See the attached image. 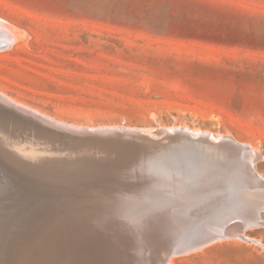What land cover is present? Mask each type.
Here are the masks:
<instances>
[{
  "label": "rangeland",
  "instance_id": "obj_1",
  "mask_svg": "<svg viewBox=\"0 0 264 264\" xmlns=\"http://www.w3.org/2000/svg\"><path fill=\"white\" fill-rule=\"evenodd\" d=\"M0 19L17 29L20 35L12 47L0 50V91L32 108L16 110L0 105L3 117L0 122L7 124L9 135L20 141L23 148L45 149L42 157L38 156L39 162L33 165L34 171L42 172L45 180L53 177L50 184L74 208H70L73 212L60 209L62 216L61 211H56L50 216L55 222L53 225L47 217L43 223L30 228L31 231L25 230L19 245L10 243L14 238L11 226L15 221L12 223L9 219L10 211L3 210L8 236L6 247L16 250V254L21 251L22 257L18 255L16 264H30L29 257L36 261L32 260L31 264H40V261L43 264H90L92 261L98 264H111L110 261L113 264L117 261L119 264H163L164 260L173 264H264V226L249 229L246 235L250 239H219L174 257L164 254L167 244L159 240L168 231L176 230L163 213L167 205L175 202L177 191L194 184L210 186L213 194L215 188L224 190L229 182H238V174L224 173L222 169L234 172L238 162L235 160L243 157L242 153L258 155L254 163L253 156L247 163L254 164L253 172L256 169L257 177L260 175L264 182V0H0ZM8 102L12 103L9 98ZM179 130L192 135V139L184 140L185 148L173 143L175 134H168ZM113 141L134 146L112 154L104 146ZM94 143L102 144L103 148H97ZM174 148L178 153H172ZM190 161L195 164L192 166ZM248 166L251 170V165ZM185 167L191 168L189 173ZM170 172L177 177L176 183H169L165 178ZM214 172L223 179L220 186L213 179ZM200 173H209L211 177L200 180L197 176ZM169 185L171 191L167 188ZM83 187L86 191V187L91 188L87 191L91 194L82 191ZM123 187L130 189L128 193L131 192L132 197L134 195L139 205L137 212L134 213L135 208L127 209V203L134 200L128 199L131 196H127L130 195L127 191L122 195L123 190H128ZM104 188L106 192H102ZM146 189H153V193ZM93 190L103 194L94 196ZM112 191L114 194L120 191L126 203L117 192L110 197ZM134 191L147 193L142 195ZM6 193L8 195L2 190L0 196L7 195V205L17 206V200L22 198V203L27 204L24 197L20 194L18 197L11 189ZM151 194L159 197L150 199ZM115 206L120 207L122 213ZM77 207L80 210H76ZM15 209L20 216L29 212ZM236 212L234 216L239 214ZM69 213L72 217L68 215L69 219L74 220L76 215H81H78L81 220L76 216L81 223L72 225L73 221L66 219L65 214ZM116 217H119V224L114 220ZM83 218L88 220L82 222ZM163 218L168 226L159 229L156 223H162L160 219ZM236 223L237 219L233 221ZM69 224L72 226L64 228L63 225ZM44 226L50 230H44ZM51 227L52 230L56 228L53 234ZM88 231L93 234L92 238L100 232L108 236L111 245L107 237L101 239L100 234L97 236L101 240L96 237L97 242L92 241ZM28 233L35 237L37 244ZM114 235L120 237L119 241ZM49 237L57 241L55 245ZM37 238H48L50 242ZM46 240L50 249L45 246ZM67 242L70 245L67 246ZM61 245L63 250L59 249ZM59 250L67 253L62 255ZM102 253L106 255L100 257ZM23 255H27L24 261Z\"/></svg>",
  "mask_w": 264,
  "mask_h": 264
},
{
  "label": "bare ground",
  "instance_id": "obj_2",
  "mask_svg": "<svg viewBox=\"0 0 264 264\" xmlns=\"http://www.w3.org/2000/svg\"><path fill=\"white\" fill-rule=\"evenodd\" d=\"M17 30V29H16ZM16 30L15 29H13L7 22H5V21H3V20H1L0 19V50L1 49H4L5 47H7V46H11L13 43H15V41H16V39L17 38H19V34L16 32ZM23 36V35H22ZM12 47V46H11ZM10 99L11 101H12V103H10V102H8L11 106H9V104H7L6 102H7V99ZM0 105L1 106H3V105H5V106H8V107H11V108H13V109H16V110H21V107H26V108H28V109H31L32 110V108L31 107H27L26 105H23V104H20L18 101H16V100H14V99H12V98H10L6 93H4V92H2V91H0ZM36 111V110H35ZM40 113V112H39ZM0 117L1 118H3L2 117V113H0ZM4 117H6V115L4 116ZM7 124L6 123H1L0 122V192H2V190H4V194H7L6 192H7V190H9V189H11L12 191H14L15 193H16V195L18 196V194H20L21 195V197H24L25 199H26V205L25 204H23L22 203V200L24 201V199L22 198V199H20V200H17V203H18V205L17 206H13V205H11V206H9V205H7V195H4V197H1L0 196V264H16V261H17V259L18 258H20L19 256H21V255H19L20 254V252L18 253V254H16L15 253V251H14V249L13 248H8V247H6V245L8 244V242H7V240H8V236L6 235V233H5V230H6V223H5V221H6V218H5V214L3 213V210H5V211H10V214L8 215L9 217H11V218H9V219H11L12 220V223L15 221V223H13V226H11V228H12V233H13V236H14V238H13V240H11L10 241V243H11V245H19V243H18V241H22L21 240V235L23 236L24 234H22L23 232H25V230H29L30 228H32L35 224H39V223H43V220L44 219H48L47 217H49L50 218V220L49 221H52L53 220V217H52V220H51V217L50 216H52L53 214H55V212L57 211V213H58V210L59 211H61L59 214H60V216H62L61 214H62V210H68V209H70V208H73V206H69V204L67 203V201L65 200V196L64 195H62L61 193H60V191H58L56 188H55V186L54 185H51L50 184V181H52L51 179L53 178V177H50V181H49V179H44V177L41 175V174H43L42 172H37V171H34V164H36V163H38L39 162V159H38V156H40L41 155V153L43 152V150H45V149H43V148H32V149H26V147H24L23 148V146H22V144L20 143V141L18 142V140L15 138V137H13V136H11V135H9V133L10 132H8V129H7ZM20 128H21V126L19 125V123L17 124V129H18V132H19V130H20ZM85 128V127H84ZM161 128H163V127H161ZM89 129V128H88ZM152 130V129H151ZM165 130V129H164ZM190 130V129H189ZM197 131H199V130H197ZM15 133H17L16 131H14ZM200 132V131H199ZM177 132H174V131H170V132H168V134L170 135V134H176ZM203 133V132H202ZM206 133V132H205ZM204 133V134H205ZM18 134H20V133H18ZM31 134V133H30ZM13 135V134H12ZM150 135H152V134H150ZM205 135H208L207 133L205 134ZM221 135V134H220ZM34 136V135H33ZM40 136V135H39ZM44 136V135H43ZM203 135L201 134V136L200 137H202ZM228 136H230V135H228ZM205 138H206V136H204ZM223 137V136H222ZM222 137H220V138H222ZM230 137H232V136H230ZM208 138V137H207ZM20 139V138H19ZM151 139H153V138H151ZM155 139V138H154ZM153 139V140H154ZM224 140H225V138H223ZM227 139V138H226ZM21 140V139H20ZM27 140V139H26ZM25 140V141H26ZM156 140V139H155ZM234 140V139H233ZM239 143V142H238ZM237 143V144H238ZM241 143V142H240ZM189 144H191L190 143V141H189ZM249 145V144H248ZM94 146H96L97 148H103V146H102V144H95L94 143ZM134 145L133 144H131V143H128V142H123V143H119V142H117V141H113V142H111L110 144H108L107 146H104V148L105 149H107L110 153H112V154H114V153H122L123 151H125L126 149H127V147H133ZM251 146V145H250ZM35 147V146H34ZM252 148H253V146H251ZM164 148V147H163ZM245 148V147H244ZM246 148H247V146H246ZM162 149V148H161ZM175 149V148H174ZM239 149H240V147H239ZM254 149V148H253ZM48 150V149H47ZM55 150V149H54ZM243 150V149H242ZM246 150V149H245ZM252 150V149H251ZM80 151V150H79ZM259 151V150H258ZM258 151H256L255 150V152H258ZM164 152V151H163ZM241 153H242V151H240ZM50 153H51V151H50ZM68 153V152H67ZM52 154V153H51ZM79 154V153H78ZM160 154V153H159ZM166 154V153H165ZM243 154V157H241L239 160L237 159V160H235V161H238V162H236V164L237 165H235V168H234V172L232 171V173H231V170L230 169H225V168H223L222 169V172H224V173H229V174H231V175H237L238 174V176H239V178L236 176V178L238 179V182H236V183H234L233 184V182H229V184H227V182H226V184H227V186H226V188L224 189V190H220L219 188H215V189H213V194H212V190H211V188H210V186H206V185H202V186H196V185H194V184H191L190 186H189V184H188V188L187 189H180V191H177V197H176V200H175V202H173L172 204H169V205H167V208L165 209V211H164V215L165 216H168L170 219H169V221H168V223H169V225H171V226H173V227H175L176 228V230L175 231H173L172 233H170L169 231H168V234H166V235H164V236H162V238H160L159 240H162V242L164 241V244H167V249H165V251H163L164 252V254L166 255V254H173V256L172 257H174V255H181V254H183V253H186V252H188L190 249H193V248H195V247H197V246H201V245H203V244H207V243H211V242H214V241H216V240H219V239H221V241L222 240H224V238H230V239H232V238H240V239H245V240H247V239H250L246 234H247V231H249V229L251 230V229H254V228H258V227H263L264 226V182H263V179H261V176L259 175L258 177H257V171H256V169H255V172H253L254 170L252 169V167H253V163L257 160V156L255 155V153H253V152H251V154L252 155H250L251 156V158H252V156H253V158L251 159L250 158V156H249V154L247 153V154H244V153H242ZM68 156H70V155H68ZM114 156V155H113ZM41 157H42V155H41ZM40 157V158H41ZM50 157V156H49ZM64 157V156H63ZM67 157V156H66ZM68 159V158H67ZM234 159V158H233ZM250 159L253 161V163L251 162V163H247V162H249L250 161ZM164 160V159H163ZM47 161H48V157H47ZM60 161V160H59ZM209 161V160H208ZM229 162H233V161H231V160H229ZM41 163V162H40ZM66 163V162H65ZM89 163V162H88ZM103 163V162H102ZM42 164V163H41ZM99 164H101V163H99ZM98 164V165H99ZM190 164L192 165V163H191V161H190ZM195 164V162H193V165ZM234 164V163H233ZM248 164H250L251 165V167H250V169L251 170H249V166H248ZM107 165V164H106ZM192 165V166H193ZM230 165V164H229ZM23 166H25L24 168L25 169H23ZM36 166V165H35ZM43 166V165H42ZM139 166V165H138ZM151 166H153V164L151 165ZM173 166V165H172ZM38 167V166H37ZM106 167V166H105ZM104 167V168H105ZM82 168V167H81ZM108 168V167H107ZM187 167H185L184 169H186ZM203 168V167H202ZM38 169V168H37ZM154 169H156V168H154ZM162 169V168H161ZM160 169V170H161ZM164 169V168H163ZM188 169V168H187ZM191 168H189L188 169V173L190 172L189 170H190ZM194 169V168H193ZM192 169V170H193ZM209 170V169H208ZM203 172H204V170H202ZM206 171V170H205ZM121 172V171H120ZM149 172V171H148ZM187 172V171H186ZM185 172V173H186ZM193 173L194 172H196V171H192ZM197 173H199V172H197ZM210 173V172H209ZM209 173H200V175H197L198 177H200V180H201V178H210L211 176L210 175H212L211 173H210V175H209ZM235 173V174H234ZM105 174H106V172H105ZM148 174V173H147ZM257 174V175H256ZM151 175V174H150ZM171 175H173L171 172L170 173H168V174H166V175H164L165 176V178L167 177L168 178V182L170 183V182H174L172 179H171ZM213 176H214V178L213 179H215V181H216V183H218V186H220L221 184H223V179H222V177L221 176H219V173H217V172H214L213 173ZM95 177V176H94ZM104 177V176H103ZM106 177V176H105ZM153 177H155L154 175H153ZM264 177V176H263ZM86 178V177H85ZM88 178V177H87ZM149 178L151 179V176H149ZM197 178V177H196ZM235 178V177H234ZM98 179V178H97ZM133 179V178H132ZM153 179V178H152ZM199 179V178H198ZM232 179V178H231ZM88 180V179H87ZM89 180H91V179H89ZM88 180V181H89ZM101 180V179H100ZM110 180V179H109ZM134 180V179H133ZM133 180H131V182L133 181ZM181 180V179H180ZM184 180V179H183ZM234 181H236L235 179H233ZM232 180V181H233ZM99 181V180H98ZM195 181V180H194ZM89 182H91V181H89ZM122 182V181H121ZM166 182V181H165ZM164 182V183H165ZM167 182V183H168ZM190 182V181H189ZM52 183V182H51ZM78 183V182H77ZM123 183V182H122ZM191 183V182H190ZM53 184V183H52ZM76 184V183H75ZM174 184V183H173ZM172 184V185H173ZM177 184H179V183H177ZM176 184V185H177ZM67 185V184H66ZM72 185V184H71ZM113 185V184H112ZM181 185V184H180ZM70 186V185H69ZM76 186H77V184H76ZM174 186V185H173ZM185 186V185H184ZM79 187H81V186H79ZM116 186H113V189H116L115 188ZM129 187V186H128ZM170 187V185L169 186H167V188H169ZM181 187V186H180ZM185 187H187V186H185ZM84 188V187H83ZM120 188H122V186L120 187ZM123 188H125V187H123ZM136 188V187H135ZM157 187H155L154 189H156ZM161 188V187H160ZM160 188H158L159 190H160ZM166 188V189H167ZM59 189V188H58ZM63 189V188H62ZM61 189V190H62ZM69 189L70 190H72L70 187H69ZM68 188L66 189V190H69ZM82 191H86L85 190V188L84 189H82V188H80ZM79 189V190H80ZM86 189H88L87 191H89V189H91V188H89V187H86ZM105 189L106 188H104V191H102V192H106L105 191ZM125 189H128L127 187L125 188ZM137 189V188H136ZM140 189V188H139ZM174 189H175V187H174ZM64 190H65V188H64ZM92 190V189H91ZM90 190V191H91ZM117 190V189H116ZM121 190V189H120ZM123 190V189H122ZM130 189H128V190H123L122 192H123V196L125 195L124 193H126L125 191H127V193L126 194H130V193H128V191H129ZM138 190V189H137ZM144 190V189H143ZM159 190H157V191H159ZM163 190V189H162ZM169 190H170V188H169ZM171 190H172V188H171ZM170 190V191H171ZM86 191V193H89V194H91V192H87ZM115 191V190H114ZM139 191H141V190H139ZM146 191L149 193V192H151V191H153V189L150 191V190H148V189H146ZM210 191V192H209ZM101 191L99 192V193H101V194H103ZM117 192V194L119 195L120 193H118V192H120V191H116ZM116 192H115V194H116ZM147 192H139V193H144V194H146ZM174 192V191H173ZM11 193V192H10ZM67 193H68V191H67ZM85 193V194H86ZM93 193H94V196H96L95 194L97 193H95L94 192V190H93ZM99 193H97L98 194V197L99 196H101ZM112 193H113V191L111 192V196L110 197H112ZM134 193H137L136 191H134ZM139 193H137V194H139ZM151 193H153V192H151ZM154 193H156V190H154ZM159 193V192H158ZM89 194H88V196H89ZM107 194H109V192H107ZM114 193H113V195H115ZM133 194V193H132ZM162 194V193H161ZM170 194V193H169ZM168 194V195H169ZM173 194V193H172ZM172 194H170V195H172ZM208 194V195H207ZM104 195L108 198V195H106L105 193H104ZM110 195V194H109ZM117 195V196H118ZM121 195V194H120ZM121 195V196H122ZM143 195V194H142ZM152 195L154 196L155 194H151V198H150V196L148 197V200H149V198L150 199H157L159 196H157L156 195V197L154 198V197H152ZM160 195V194H159ZM167 195V194H166ZM169 195V196H170ZM174 195H176V193L174 194ZM184 195V198H180L181 196H183ZM122 196V197H123ZM127 196H131L130 198L128 197V199H130L131 200V198H132V200H134V202L132 201V202H129V203H127L128 205H127V209L128 208H135L134 210V213L135 212H137L136 211V209L137 210H139L138 208H139V205L138 204H136L135 202V199H133V197H134V195H133V197H132V195L130 194V195H127ZM145 196V195H144ZM185 196H187V197H185ZM209 196H212V197H209ZM19 197V196H18ZM72 197H73V194H72ZM92 197V196H91ZM102 197H104V196H102ZM101 197V198H102ZM109 197V198H110ZM114 197H116V196H114ZM139 197V196H138ZM147 197V196H146ZM163 197H164V195H163ZM86 198V197H85ZM105 198V197H104ZM107 198H105V199H107ZM124 199H125V197H123ZM140 198H141V196H140ZM142 198H143V196H142ZM145 198V197H144ZM144 198L142 199L143 200V202H144ZM95 199V198H94ZM93 199V200H94ZM98 199V198H97ZM96 199V200H97ZM104 199V200H105ZM111 199V198H110ZM147 199V198H146ZM164 199V198H163ZM162 199V200H163ZM88 200V199H87ZM90 200V199H89ZM88 200V201H89ZM100 200V199H99ZM103 200V199H102ZM101 200V201H102ZM118 200H119V197H118ZM120 200H123V199H120ZM129 200V201H130ZM141 200V199H140ZM139 199H138V201H140ZM142 200H141V203H142ZM159 200H161V199H159ZM87 201V202H88ZM100 201V202H101ZM106 201V200H105ZM104 201V202H105ZM126 201H127V199H125V202L124 203H126ZM137 201V202H138ZM152 201H154V200H152ZM152 201H151V203H152ZM77 202V201H76ZM91 202H92V200H91ZM122 202V203H123ZM147 202V201H146ZM163 202V201H162ZM90 203V202H89ZM88 203V204H89ZM145 203V202H144ZM148 203V202H147ZM218 203H220L221 204V208H219V207H217V205H218ZM95 204V203H94ZM149 204V203H148ZM160 204V203H159ZM5 205H7V206H5ZM74 205V204H73ZM77 205H79L80 206V204H78L77 203ZM77 205H74V207L75 206H77ZM91 206H92V203L90 204ZM96 205H99V203L97 204L96 203ZM123 205H125V204H123ZM143 206H144V204H142ZM154 205V204H153ZM152 205V206H153ZM13 206V209L11 208ZM88 205L86 204V207H87ZM120 206V205H119ZM148 206H151V205H148ZM16 207H18L21 211H24V210H29V212L27 213V214H24V215H19V213H15V211L17 210V209H15ZM116 207V209H120V207H118L117 208V206H115ZM115 207H114V209H115ZM126 207V206H125ZM156 207V206H155ZM206 208V209H204V208ZM64 208H66V209H64ZM85 208V207H84ZM103 208H104V206H103ZM107 207H105L104 209H106ZM111 208V207H110ZM113 208V207H112ZM122 209H123V206L121 207ZM140 208H141V204H140ZM60 209H62V210H60ZM74 209V208H73ZM76 210L78 209V210H80V211H82V207L80 206V209L77 207V208H75ZM124 209H126V208H124ZM129 209V210H130ZM147 209V208H146ZM75 210V211H76ZM90 210H92V208H90ZM94 210V209H93ZM112 210V209H111ZM111 210H110V212H111ZM152 210H153V208H152ZM161 210V209H160ZM201 210H203V211H201ZM206 210V211H205ZM4 211V212H5ZM70 211L71 212H73L71 209H70ZM69 211V212H70ZM84 211H85V209H84ZM98 211V210H97ZM113 211V210H112ZM119 211V210H118ZM238 212L239 214H237V215H235L234 216V214L233 213H235V212ZM77 212V211H76ZM76 212H74L75 214H76ZM88 212V211H87ZM86 212V213H87ZM94 212H96V210L94 211ZM114 212V211H113ZM139 212V211H138ZM145 212V211H144ZM236 212V213H237ZM6 213V212H5ZM12 213V214H11ZM67 213V212H66ZM79 213V212H78ZM83 213V212H82ZM85 213V212H84ZM92 213H93V211H92ZM115 213V215H116V212H114ZM113 213V214H114ZM120 213H122V210L120 209ZM142 213V212H141ZM88 214H89V212H88ZM95 215H96V213H94ZM110 214V213H109ZM127 214H129V213H127ZM132 213H130V215H131ZM143 214V213H142ZM240 214L242 215V216H249L250 215V217H242V216H240ZM65 215H67V220L69 221V220H71V221H73L72 222V225L73 224H75V223H77V225L79 224V223H81V215H79V216H81V217H79L78 215H76V216H78L79 218H80V220L78 219V221H80L79 223H78V221H77V219H76V216L74 217L75 218V220H76V222H75V220L74 219H69V217L70 218H72L71 216H70V213L69 214H65ZM65 215H64V218H65ZM68 215H69V217H68ZM83 215V214H82ZM86 215V214H85ZM84 215V216H85ZM99 215V214H98ZM124 215V214H123ZM56 216H58V215H56ZM60 216H58V218H60ZM72 216H73V213H72ZM83 216V217H84ZM87 216V215H86ZM117 216V215H116ZM128 216V215H127ZM137 216V215H136ZM232 216H234V217H232ZM88 217V216H87ZM100 217H101V215H100ZM103 217V216H102ZM120 217V216H119ZM119 217H116L114 220H116L117 222L118 221H120L118 218ZM135 217V216H134ZM133 217V218H134ZM55 218H57V217H55ZM85 218V217H84ZM83 218V220H82V222H85V220L87 219H84ZM97 218H99V216L97 217ZM139 218V217H138ZM161 218V217H160ZM90 219V218H89ZM135 219V218H134ZM165 218H163V219H160V220H163V222L162 223H159V222H157L156 223V226L159 228V229H165V227L166 226H168L167 224L168 223H164L165 222V220H164ZM237 219V221H238V223H236V224H233V221L234 220H236ZM88 220V219H87ZM93 220V219H92ZM10 221V220H9ZM45 221H48V220H45ZM44 221V222H45ZM48 221V222H49ZM54 221H56V219H54ZM58 221H60V219H58ZM91 221V220H90ZM97 221V220H96ZM100 221V220H99ZM103 221V220H102ZM109 221V220H108ZM122 221V220H121ZM57 222V221H56ZM123 222V221H122ZM50 223V222H49ZM52 223H55V222H51L50 224H52ZM70 223V222H69ZM87 223V222H86ZM86 223H85V226H86ZM90 223V222H89ZM88 223V224H89ZM98 223V222H97ZM121 223V222H120ZM62 224V223H61ZM93 224V223H92ZM92 224H90V226L92 225ZM101 224V223H100ZM117 224H119V222L117 223ZM124 224H126V223H124ZM53 225V224H52ZM51 225V226H52ZM57 225V224H56ZM71 224H69V225H63L64 226V228H67V226H70ZM71 225V226H72ZM101 225H103V224H101ZM109 225V224H108ZM107 225V226H108ZM8 226H10V225H7V227ZM80 226V225H79ZM78 226V227H79ZM83 226V225H82ZM93 226V225H92ZM107 226H106V228H107ZM116 226V225H115ZM115 226H114V229H115ZM122 226V224L121 225H119V228H122L121 227ZM127 226V225H126ZM57 227V226H56ZM73 227H75V226H73ZM88 227V226H87ZM95 227V226H94ZM111 227V226H110ZM113 227V226H112ZM44 228V230H45V228H46V226H44L43 227ZM48 228V227H47ZM46 228V229H47ZM58 228H59V225H58ZM57 228V229H58ZM69 228V227H68ZM77 228V227H76ZM123 228H127V227H123ZM36 229V228H35ZM56 229V228H55ZM55 229H53V230H55ZM60 229V228H59ZM61 229H62V227H61ZM60 229V230H61ZM80 229V228H79ZM82 229V228H81ZM83 229H86V228H83ZM89 231L91 230V229H89V227L87 228ZM86 229V230H87ZM94 229V228H93ZM21 230H24V231H22L21 232ZM36 230H39L38 228L36 229ZM48 230V229H47ZM50 230V229H49ZM48 230V231H49ZM52 230V227H51V233L53 234V231ZM72 230V229H71ZM78 229H76L75 231H77ZM104 230V229H103ZM102 230V231H103ZM172 230H173V228H172ZM29 231H31V230H29ZM28 231V232H29ZM41 231V230H40ZM72 231H74V229L72 230ZM80 231H82V230H80ZM88 231V232H89ZM42 232H44V231H42ZM60 232H62V231H60ZM66 232H67V230H66ZM65 232V233H66ZM71 232V231H70ZM79 234L78 235H81L80 234V232L79 231H77ZM83 232V231H82ZM87 232V231H86ZM85 232V233H86ZM91 232V231H90ZM89 232V233H90ZM95 232V231H94ZM93 231H92V233H94ZM125 232V231H124ZM32 233V232H31ZM50 233V232H49ZM48 233V234H49ZM50 233V234H51ZM54 233H55V231H54ZM58 233V232H57ZM56 233V234H57ZM69 232H67V234H68ZM73 233V232H72ZM75 234H76V232H74ZM73 233V234H74ZM101 233V232H100ZM99 233V234H100ZM113 233H115V232H113ZM112 233V234H113ZM126 233V232H125ZM29 234V233H28ZM35 234H36V232H35ZM34 234V235H35ZM38 234V233H37ZM50 234L48 235V236H50ZM56 234H54V235H56ZM63 234H64V232H63ZM87 234V233H86ZM96 235V237H97V239H99V236H100V238L102 239V238H105V236H102V235H104L103 233H101L100 235L99 234H97V233H95ZM110 234V233H109ZM27 235V234H26ZM45 235V234H44ZM43 235V236H44ZM58 235V234H57ZM57 235H56V237H57ZM65 235V234H64ZM63 235V236H64ZM70 235V234H69ZM93 235V234H92ZM91 235V233H90V237L92 236ZM97 235H99V236H97ZM125 235V234H124ZM25 236V235H24ZM23 236V237H24ZM29 236L31 237L32 236V241H33V238L35 239V237L33 236V235H31V234H29ZM39 236V235H38ZM46 236V235H45ZM44 236V237H45ZM61 236H62V234H61ZM70 236H72V234L70 235ZM88 236V235H87ZM95 236H93V237H95ZM114 236H117V235H114ZM118 236H120L119 234H118ZM117 236V241H119V239L118 238H120V237H118ZM134 236V235H133ZM155 236V235H154ZM154 236H153V238H154ZM37 237V236H36ZM53 237H55V236H53ZM52 237V238H53ZM55 237V238H56ZM72 237H74V236H72ZM80 237V236H79ZM81 237L83 238V236L81 235ZM86 237V236H85ZM95 237V238H96ZM107 237V239H108V236H106ZM111 237V236H110ZM109 237V238H110ZM156 237V236H155ZM29 238V237H28ZM50 238V237H49ZM63 238L64 237H62V240H63ZM67 238H69V236L67 235ZM95 238H92L91 237V240L93 241V240H95ZM30 239V238H29ZM37 239H39V238H37ZM40 239H47V240H49L48 238H40ZM39 239V240H40ZM51 239V238H50ZM59 239V238H58ZM57 239V240H58ZM65 239H66V237H65ZM90 239V238H89ZM89 239H88V241H89ZM101 239H99V240H101ZM114 239V238H113ZM122 239V238H121ZM124 239V238H123ZM43 240H41L42 242H43ZM45 241L46 243V245L45 246H47L48 244V241ZM51 240H53L54 241V239H51ZM68 240H72V238L71 239H68ZM80 240H81V238H80ZM85 240V239H84ZM98 240V241H99ZM104 240V239H103ZM110 239H108L107 241H109ZM115 240V239H114ZM35 241H36V239H35ZM53 241L51 242V243H53ZM67 241V240H66ZM66 241H65V243H66ZM73 241H74V239H73ZM77 242H78V240H76ZM76 241H74V242H76ZM83 241V240H82ZM92 241L90 242V244L92 243ZM96 241V240H95ZM105 242H106V240H104ZM112 241V240H111ZM117 241H116V243H117ZM137 241V240H136ZM147 241V240H146ZM220 241V242H221ZM251 241V240H250ZM250 241H249V243H250ZM252 241H254V239L252 240ZM37 242L38 241H36V243L35 244H37ZM49 242H50V240H49ZM55 242H57V241H54V245H55ZM72 241H70L69 243H71ZM73 242V243H74ZM97 242V241H96ZM150 242H152V241H149V243ZM62 243V242H61ZM64 243V244H65ZM95 243V242H94ZM100 243V242H99ZM108 243V242H107ZM111 242L109 241V244H110ZM115 242H113V244H114ZM132 243V242H131ZM22 244V243H21ZM81 244V243H80ZM97 244V243H96ZM103 244V246L104 247H106L105 245V243L103 242L102 243ZM105 244V245H104ZM109 244L107 245V248H109L108 246H109ZM144 244V243H143ZM147 244V243H146ZM162 244V243H161ZM57 245V244H56ZM58 245H59V243H58ZM57 245V246H58ZM66 245V244H65ZM64 245V246H65ZM68 245H70V244H68V242H67V246ZM78 245V244H77ZM76 245V246H77ZM84 245H87V244H85L84 243ZM111 245V244H110ZM116 245H118V244H116ZM27 246V245H26ZM41 246V245H40ZM82 246V245H81ZM102 246V245H101ZM115 246V245H114ZM113 246V247H114ZM136 246V245H135ZM134 246V247H135ZM165 246V245H164ZM30 247H31V245H30ZM37 247V246H36ZM39 247V246H38ZM37 247V248H38ZM43 247V246H42ZM48 247V246H47ZM52 247L53 248H55V246H53L52 245ZM62 247V245L60 246V248L59 247H57V248H59L60 250L62 249L61 248ZM73 247H75L74 245H73ZM90 247V246H89ZM88 247V248H89ZM98 247V246H97ZM111 247V246H110ZM152 247V246H151ZM160 247V246H159ZM18 248V247H17ZM26 248V247H25ZM34 248V247H33ZM49 248V247H48ZM51 248V247H50ZM49 248V249H50ZM56 248V250H58ZM67 248V247H66ZM69 248H70V246H69ZM83 248V247H82ZM91 248V247H90ZM98 248H100V247H98ZM98 248H96L97 250H98ZM107 248H104V250L105 249H107ZM117 248H119V250H120V252H119V254L121 253V255H122V252H121V249H120V247H117ZM147 248V247H146ZM145 248V250H149V249H146ZM149 248V247H148ZM16 249V248H15ZM27 249H28V247H27ZM42 249V248H41ZM40 249V250H41ZM45 248L43 247V250H44ZM71 249V248H70ZM93 249V248H92ZM103 249V248H102ZM111 249H112V247H111ZM153 248H151V250H152ZM156 249H157V247H156ZM158 249H160V248H158ZM204 249V248H203ZM17 250H19V249H17ZM30 250H31V248H30ZM34 251H36L35 250V248L33 249ZM46 250L47 249H45L44 251L46 252ZM55 250V249H54ZM53 249H52V251H54ZM59 250V252H61ZM63 250V249H62ZM83 250V249H82ZM89 250V249H88ZM101 250V249H100ZM107 250H110V249H107ZM106 250V251H107ZM114 250V249H113ZM117 250V249H116ZM23 252H24V250H22ZM34 251H33V253H34ZM51 251V250H50ZM72 251V250H71ZM76 251V250H75ZM86 251V250H85ZM84 251V252H85ZM118 251V250H117ZM135 251H136V249H135ZM140 251H142V250H140ZM198 251V250H197ZM18 252V251H17ZM36 252H38V251H36ZM69 252V251H68ZM78 252V251H77ZM108 252V251H107ZM106 252V253H107ZM114 252H115V250H114ZM157 252V251H156ZM24 253H27L28 255H29V253L28 252H24ZM40 253V252H39ZM39 253H37V254H39ZM52 253V252H51ZM54 253V252H53ZM63 253V251L61 252V254ZM65 253H67L66 251L63 253V254H65ZM71 253V252H70ZM69 253V254H70ZM79 253V252H78ZM90 253V252H89ZM95 253V255L96 254H98V255H100V253H96V252H94L93 251V254ZM106 253L103 255V253H102V255L100 256V257H102V256H105L106 255ZM116 253V252H115ZM131 253V252H130ZM149 253H150V251H149ZM161 253V252H160ZM191 253V252H190ZM36 254V253H35ZM57 254H59V253H57ZM60 254V255H61ZM62 254V255H63ZM87 254V253H86ZM119 254H118V256H119ZM157 254H158V252H157ZM19 255V256H18ZM44 255H46L45 253H44ZM59 255V256H60ZM68 255V254H67ZM71 255H73V254H71ZM79 255V254H78ZM109 255V254H108ZM111 255V254H110ZM121 255H120V257H121ZM154 255V254H153ZM161 255V254H160ZM27 256V255H26ZM26 256H24L23 255V257H25V259H23V261L24 260H26L27 258H26ZM30 256V255H29ZM40 256V255H39ZM47 256V255H46ZM91 256V255H90ZM112 256V255H111ZM140 256V255H139ZM143 256H145L144 254H143ZM147 256V255H146ZM22 257V256H21ZM38 257V256H37ZM41 257H43L44 258V256L42 255ZM53 257V256H52ZM95 257V256H94ZM112 257H114L115 258V256L113 255ZM171 257V258H172ZM30 258V260L32 261L33 259L31 258V257H29ZM60 258V257H59ZM68 258H69V256H68ZM73 258V257H72ZM82 258V257H81ZM92 258V257H91ZM106 258V257H105ZM117 258V257H116ZM123 258V257H122ZM155 258V257H154ZM170 258V257H169ZM170 258V259H171ZM22 259V258H21ZM37 259H40V258H37ZM55 259V258H54ZM53 259V262L55 261L56 262V260H57V258H56V260H54ZM67 259V258H66ZM65 259V260H66ZM88 259V258H87ZM90 259V258H89ZM88 259V260H89ZM97 259V258H96ZM119 259V258H118ZM118 259H116V260H118ZM128 259V258H127ZM144 259V258H143ZM147 259V258H146ZM150 259V258H149ZM152 259V258H151ZM156 259H158V258H156ZM156 259H155V261H156ZM70 260V259H69ZM68 260V261H69ZM75 260H76V255H75ZM74 260V261H75ZM85 260V259H84ZM109 260V259H108ZM119 260H123V259H119ZM22 261V262H23ZM29 261V260H28ZM31 261H30V264H31ZM64 261V260H63ZM62 261V262H63ZM80 261V260H79ZM87 261V260H86ZM92 261V260H91ZM148 261V260H147ZM146 261V262H147ZM165 261V262H164ZM164 261H162V263L163 264H173V263H170V262H168V261H166V260H164ZM18 262V261H17ZM36 261H34L33 260V263H35ZM37 262H39V261H37ZM47 262H49V261H47ZM88 262V261H87ZM89 262H90V260H89ZM111 262V264H113L112 263V261H110ZM150 262H151V260H150ZM26 263V262H25ZM29 263V262H28ZM42 263V261H40V264ZM45 264H46V262H44ZM57 263H60V262H58L57 261ZM99 262H91L90 264H98ZM104 263H105V261H104ZM129 263V262H128ZM134 263V262H133ZM137 263V262H136ZM19 264V263H18ZM39 264V263H38ZM43 264V263H42ZM48 264V263H47ZM62 264H64V263H62ZM75 264H77V263H75ZM79 264H81V263H79ZM86 264H89V263H86ZM117 264H119L118 263V261H117ZM125 264V263H124ZM150 264V263H149Z\"/></svg>",
  "mask_w": 264,
  "mask_h": 264
},
{
  "label": "water",
  "instance_id": "obj_3",
  "mask_svg": "<svg viewBox=\"0 0 264 264\" xmlns=\"http://www.w3.org/2000/svg\"><path fill=\"white\" fill-rule=\"evenodd\" d=\"M77 134V133H75ZM94 134V133H93ZM115 134H120L119 132H116ZM78 135V134H77ZM173 143H178L180 148H185L186 145L184 143V140L185 139H192V135L191 133H189V131H181L179 130V132H177L175 135H173ZM126 138H130L129 136H126ZM178 153V151H175V149L172 150V153ZM171 179L174 181V183H176L178 180H177V177H175V175H171ZM210 192V191H209ZM217 207L221 208V204L218 203ZM222 209V208H221Z\"/></svg>",
  "mask_w": 264,
  "mask_h": 264
}]
</instances>
